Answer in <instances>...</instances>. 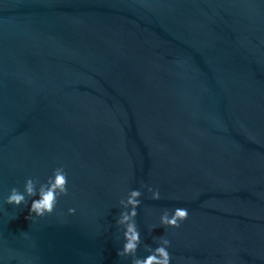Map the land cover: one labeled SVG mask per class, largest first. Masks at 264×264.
Listing matches in <instances>:
<instances>
[{"label":"water","instance_id":"water-1","mask_svg":"<svg viewBox=\"0 0 264 264\" xmlns=\"http://www.w3.org/2000/svg\"><path fill=\"white\" fill-rule=\"evenodd\" d=\"M58 166L51 215L5 202ZM129 189L137 256L264 264V0H0V264H131Z\"/></svg>","mask_w":264,"mask_h":264},{"label":"clouds","instance_id":"clouds-1","mask_svg":"<svg viewBox=\"0 0 264 264\" xmlns=\"http://www.w3.org/2000/svg\"><path fill=\"white\" fill-rule=\"evenodd\" d=\"M68 174L63 166L53 169L52 175L46 181L41 182L38 178L29 177L24 183V190L21 192L13 187L6 197L7 204L21 205L29 204L31 199L29 214L26 219L34 221L37 217L51 215L59 202V198L69 194ZM151 193V199H159V189L148 185H141ZM143 195L140 189H129L119 200L120 212L116 217L115 223L122 229L124 243L118 250V256L131 257V264H170L171 256L168 251L170 241L163 236L156 247L146 245L148 255L137 256V250L141 244V235L137 225V209L141 204L140 197ZM75 208H69L68 213L74 214ZM188 210L183 207H176L171 210H163L160 215V226L179 228L181 223L188 218Z\"/></svg>","mask_w":264,"mask_h":264}]
</instances>
